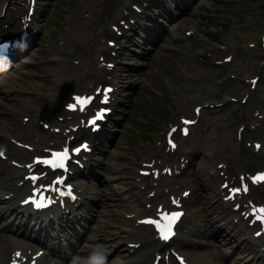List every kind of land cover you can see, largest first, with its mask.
<instances>
[{"label": "rangeland", "instance_id": "obj_1", "mask_svg": "<svg viewBox=\"0 0 264 264\" xmlns=\"http://www.w3.org/2000/svg\"><path fill=\"white\" fill-rule=\"evenodd\" d=\"M99 1L101 3L105 0ZM124 1L122 0L118 5L122 6ZM86 2L88 0H57L47 18L46 31L43 21L47 11L42 14L39 13L37 29L41 34L45 32V36L41 39V43L37 44L38 48H35L30 56L27 55L25 66L19 67L23 73L21 71L15 72L20 76L15 77L18 89L31 91L41 87L44 83L50 87L55 76V70L47 64L52 56L49 54L46 43L56 39L59 35L65 36L68 40L75 38L71 28L80 9ZM111 2H116V0ZM187 6L191 5L187 4ZM193 7L190 11L192 15L179 21L185 20L182 25L191 27L197 32L196 40L200 44L191 39L190 41H194L196 45L188 49L185 43L190 44V41L184 38H174L170 30L173 25L181 24L178 22L180 15H177L170 18L172 23H169L166 19L160 21L166 24V27L162 32V37L149 51L140 50V46L136 44L130 45L125 60L131 64H128V62H125V64L136 66L125 70L130 71L126 79L130 80L129 84L131 85L122 91L123 94L128 95V98L124 99L125 103L123 106L118 107L119 111L114 116L113 128L116 129V133L113 141L109 143L110 146L117 149L113 153H110V149H107L103 154V160L113 158L116 167L120 168L116 174L109 173L110 176L117 178L113 180L111 187L120 186L119 190H122L123 187L127 188L124 190L126 193L131 191L130 185L133 184V179L128 175L136 174L138 162L147 154L146 150L151 145V137L160 126L158 119L165 117L163 119L164 124L171 120L169 112L168 114L164 113L168 109L165 107L168 102L166 96H170L175 105L179 107V110L189 105L192 106L197 102L217 104L223 101L224 103L220 107H223L225 112L220 118L224 121L222 120L221 126H214L208 136L209 139H213L211 135L220 136L225 134V144L232 139L237 143L236 151L240 146L239 137L235 135L237 126L242 122L255 125L256 116L250 113L244 120L242 116H244L245 108L242 109L235 104L231 96H235L238 86L242 84L241 76L247 75L243 61L256 63L259 59H264V46L250 47L248 45L251 42H256L253 37L259 36L264 31V20H262L264 0H195ZM96 16L98 14L91 13L86 20L84 28L81 30V35L84 38L93 40L98 37L100 31H110L112 29L111 26L114 20L110 19L104 23V27H101L93 35L92 29L97 22ZM199 37L204 39L203 42L200 41ZM132 49L138 50V52H134ZM228 52H234L235 64L223 69L222 74L216 75L219 68L216 63L222 59V55ZM159 54H165V56H159ZM119 60L123 61V56ZM261 71L263 73L262 81H264V65H262ZM124 82L127 81L124 80L122 83ZM244 92L247 94V104H250L248 103L251 98L250 90ZM16 94L22 95L24 93L18 91L12 93V95ZM255 95L258 98L260 93ZM26 99L32 100L34 98ZM17 101L20 100L17 99ZM248 131L250 132L248 138L251 139L255 134L251 129ZM242 146L244 147V144ZM195 152H198L201 156H195L189 178L192 180L196 178L194 180L196 185L202 186L203 181L200 178L204 173L200 170V167H208L213 162V159L207 156L206 153L213 152L217 156H221L222 153L217 143L208 147L197 148ZM201 157L206 161L205 165H201L203 162L200 160ZM98 169L104 176L105 172L108 171L106 161H103L101 168ZM97 181L98 179H94L96 185L102 188V192H104V189L107 188L105 183H108V180L101 178L100 183ZM209 182L213 181L210 180ZM212 194H214L213 189L210 194L203 196L199 202L200 206L205 207V210L201 211L199 222L202 229L213 225L210 232L221 234L225 228L224 223L215 222L213 219L207 220L210 214L212 216L223 214L218 206L213 207L210 205ZM202 200L205 201L204 204H201ZM133 203L130 202V206ZM130 206L124 204L120 209L130 210ZM222 227L224 228L221 231ZM229 232L234 235L231 227ZM202 240L206 241V239L200 238V242ZM211 241V238H208L206 242ZM235 242H237V245H235ZM238 248L241 257L247 258L250 256V253H247L248 246L243 245L242 242L238 243L237 239L228 240L226 245L218 251L221 254L224 252L229 254L233 250L235 251L234 255H237ZM200 249L210 250L212 246H205V248L201 246ZM244 254L246 255L242 256ZM234 255H231V259L238 260L239 258ZM115 263L118 264V262Z\"/></svg>", "mask_w": 264, "mask_h": 264}, {"label": "snow or ice", "instance_id": "obj_2", "mask_svg": "<svg viewBox=\"0 0 264 264\" xmlns=\"http://www.w3.org/2000/svg\"><path fill=\"white\" fill-rule=\"evenodd\" d=\"M79 99V98H78ZM107 99V97H106ZM186 123H191V121H187ZM79 151V150H77ZM0 155H2V153H0ZM55 158L54 159H49V160H45V161H38V162H43V163H47L52 167H60L63 168L65 167V162L68 158V150H64L63 152L60 153H55ZM260 179H264V174H262L260 177ZM225 188H227V185H224ZM245 191H247V188L245 187L244 189ZM233 192H239L240 189H232ZM185 195H187V193H185ZM39 206V205H38ZM254 212H258V213H264V207H261L259 209H253ZM183 215V213L180 212H174L171 214H166L165 215V219L168 220V223L166 225H164L161 228V233H162V238L164 240L169 239V237L173 234L172 233V226L175 223V221L181 216ZM256 220L260 221L262 224H264V215H257L256 216ZM155 223V221H150ZM17 256L20 255V253L16 254Z\"/></svg>", "mask_w": 264, "mask_h": 264}, {"label": "bare ground", "instance_id": "obj_3", "mask_svg": "<svg viewBox=\"0 0 264 264\" xmlns=\"http://www.w3.org/2000/svg\"><path fill=\"white\" fill-rule=\"evenodd\" d=\"M187 6V5H186ZM112 23V22H111ZM114 23V22H113ZM112 28V26H111ZM179 34H181L179 32ZM185 39V38H184ZM194 42V41H193ZM29 76V75H28ZM33 76V75H31ZM25 80V79H24ZM49 81V80H48ZM16 82V80H15ZM25 82V81H24ZM17 83V82H16ZM19 83V82H18ZM20 87V86H19ZM21 88V87H20ZM24 89V88H23ZM120 155V154H119ZM116 156V155H115ZM119 159V158H117ZM2 169V167L0 166V170ZM137 173V172H136ZM113 185V184H112ZM13 187V186H12ZM89 189H91L90 187L87 188V191H89ZM27 190V186L24 185L23 187H21L17 192H15V196L16 198H18L19 195L25 193ZM16 191V190H15ZM96 191H99L98 189ZM213 195V194H212ZM208 197V196H207ZM71 205V203L68 204L67 208ZM209 215V214H208ZM28 233V232H27ZM29 234V233H28ZM1 235V234H0ZM139 235V236H138ZM132 237L134 238H137L141 243H142V248L145 246H151L152 249H159L161 248V245L159 243H155L153 238L149 235V234H143V235H140L139 233H133L131 234ZM218 242L219 244H223V239L222 240H219L218 239ZM162 247H163V244H162ZM130 250V249H129ZM136 251V250H135ZM207 260L210 259V261L212 262V260H216L217 257H215L213 254H209L207 256H205ZM219 261V259H218ZM216 263V262H215ZM139 264H149V259L148 260H142L139 262ZM213 264V263H211Z\"/></svg>", "mask_w": 264, "mask_h": 264}, {"label": "clouds", "instance_id": "obj_4", "mask_svg": "<svg viewBox=\"0 0 264 264\" xmlns=\"http://www.w3.org/2000/svg\"><path fill=\"white\" fill-rule=\"evenodd\" d=\"M106 257L99 256L95 252L92 254V264H104Z\"/></svg>", "mask_w": 264, "mask_h": 264}]
</instances>
